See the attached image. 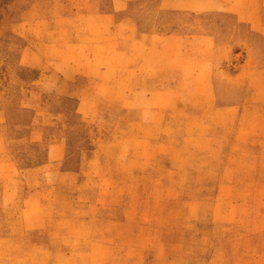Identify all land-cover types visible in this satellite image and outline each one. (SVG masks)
<instances>
[{
    "label": "rangeland",
    "instance_id": "rangeland-1",
    "mask_svg": "<svg viewBox=\"0 0 264 264\" xmlns=\"http://www.w3.org/2000/svg\"><path fill=\"white\" fill-rule=\"evenodd\" d=\"M89 233L264 264V0H0V264Z\"/></svg>",
    "mask_w": 264,
    "mask_h": 264
},
{
    "label": "crops",
    "instance_id": "crops-1",
    "mask_svg": "<svg viewBox=\"0 0 264 264\" xmlns=\"http://www.w3.org/2000/svg\"><path fill=\"white\" fill-rule=\"evenodd\" d=\"M86 194H83V197ZM101 191L100 190H96L94 192V196H95V201L96 202H101L103 201V199L101 198ZM88 196V194H87ZM85 199V198H84ZM91 199V198H90ZM93 201V200H91ZM106 219L104 218H97L95 219V223H93V225L98 224V223H103ZM109 220V219H108ZM112 222H114V220H111ZM100 225V224H99ZM99 231V230H98ZM92 235V234H91ZM90 233L88 235H71V234H67L65 235L66 237L63 239V237H59L56 240V245L54 249H51V254L53 256H64L66 258H68V261L71 262V258L74 254H79V256L81 257H91L92 258V263L93 264H137V259L136 257L138 256V253H135L136 251L134 250L135 248H133V246L131 244L134 243L135 239H136V234H134L131 238V236L128 239V244L125 245V247L120 248L118 245H115L114 247H110L107 245V243L105 242V234H99L97 233L96 237H97V243L94 247V245H92V240H93V236H91ZM60 236V235H58ZM119 238L114 239V243L115 240H117ZM62 241L64 242V245L61 244ZM83 241H86L87 246L86 247H81L79 249H72V248H67V244L71 245L69 243H73V242H81L83 243ZM120 241V240H118ZM68 242V243H67ZM84 244V243H83ZM91 244V246H90ZM56 262H54L55 264Z\"/></svg>",
    "mask_w": 264,
    "mask_h": 264
}]
</instances>
